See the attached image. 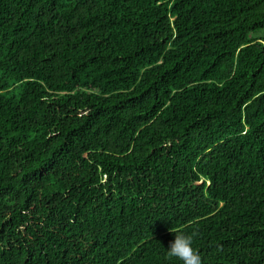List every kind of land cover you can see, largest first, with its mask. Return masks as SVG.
<instances>
[{"label":"trees","instance_id":"trees-1","mask_svg":"<svg viewBox=\"0 0 264 264\" xmlns=\"http://www.w3.org/2000/svg\"><path fill=\"white\" fill-rule=\"evenodd\" d=\"M264 264V0H0V264Z\"/></svg>","mask_w":264,"mask_h":264},{"label":"clouds","instance_id":"clouds-1","mask_svg":"<svg viewBox=\"0 0 264 264\" xmlns=\"http://www.w3.org/2000/svg\"><path fill=\"white\" fill-rule=\"evenodd\" d=\"M175 238L167 249L169 257H175L182 264H203L200 253L194 247V237L188 233L174 232Z\"/></svg>","mask_w":264,"mask_h":264}]
</instances>
